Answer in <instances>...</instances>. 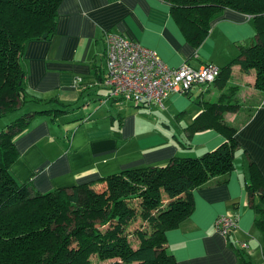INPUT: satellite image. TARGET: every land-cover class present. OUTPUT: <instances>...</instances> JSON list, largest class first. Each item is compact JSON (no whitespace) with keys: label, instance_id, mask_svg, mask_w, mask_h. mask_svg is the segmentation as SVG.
<instances>
[{"label":"crops","instance_id":"crops-1","mask_svg":"<svg viewBox=\"0 0 264 264\" xmlns=\"http://www.w3.org/2000/svg\"><path fill=\"white\" fill-rule=\"evenodd\" d=\"M107 33L155 52L171 68L214 64L221 69L238 57L241 48L256 42L252 18L231 9H224L194 46L163 0H62L53 34L30 41L24 50L28 112L50 113L35 116L13 140L18 159L10 173L18 184L44 194L126 171L162 167L173 159L200 158L226 142L216 129L191 134L209 85L196 86L187 96L169 94L163 108L109 98ZM238 74L245 76L238 97L259 100L254 74L242 72L239 65L231 67L222 89L241 79ZM192 98L196 108L190 106ZM230 98L235 99L232 94ZM130 108L137 111L130 113ZM237 116L241 114H226L224 120L231 123ZM235 126L239 150L230 178L223 185L194 189L192 213L164 234L175 264H242L241 256L251 264L256 245L264 257V242L255 239L256 214L246 192L251 165L264 179V97L251 117ZM221 216L237 219L228 236L216 230ZM243 243L247 250L241 249Z\"/></svg>","mask_w":264,"mask_h":264},{"label":"trees","instance_id":"trees-1","mask_svg":"<svg viewBox=\"0 0 264 264\" xmlns=\"http://www.w3.org/2000/svg\"><path fill=\"white\" fill-rule=\"evenodd\" d=\"M163 1L194 46L224 9L252 18L256 42L241 48L238 57L220 69L217 80L227 79L231 67L239 65L242 72L254 74L258 103L242 109L230 95L222 96L225 104L204 101L191 134L216 129L226 142L200 158L173 159L162 167L126 171L44 194L18 184L10 173L18 159L15 136L35 116L50 113L27 112L0 132V264H175L164 243L165 232L192 213L194 189L223 185L230 178L239 150L237 127L223 115L244 114L246 122L264 97V0ZM61 2L0 0V118L30 102L23 95L24 50L30 41L53 34ZM255 167H249L246 192L264 242V179ZM99 185L104 188L98 192ZM241 260L249 264L243 256Z\"/></svg>","mask_w":264,"mask_h":264},{"label":"built area","instance_id":"built-area-1","mask_svg":"<svg viewBox=\"0 0 264 264\" xmlns=\"http://www.w3.org/2000/svg\"><path fill=\"white\" fill-rule=\"evenodd\" d=\"M106 58L105 83L109 98L136 105L163 108L169 94L188 95L196 86L210 85L220 75V68L206 64L194 69L184 64L177 68L165 65L157 54L119 35L104 37ZM237 219L218 217L216 230L228 236L236 229ZM246 243L241 249L247 250Z\"/></svg>","mask_w":264,"mask_h":264},{"label":"rangeland","instance_id":"rangeland-1","mask_svg":"<svg viewBox=\"0 0 264 264\" xmlns=\"http://www.w3.org/2000/svg\"><path fill=\"white\" fill-rule=\"evenodd\" d=\"M238 76L241 77V79H236L234 82H231L229 84V87L226 90L225 89L224 90L222 89L223 86L221 87V83L224 84L229 77H227V79H225L224 81L217 80L214 83L210 84L209 85L210 86L209 91L203 97L205 99L204 101H208V102H216L217 101V102H219L221 104H225L226 101H225L224 97L232 94L235 97L234 100H231L232 103L233 104H236V105H241L242 106V109H247V108L251 107L252 105H254L255 102H256V100H257V99H254V96H252V97L251 96H246L244 98L238 97L237 91L239 89H244V84L243 83L245 81V79H244L245 76H242V74H238ZM235 84H238V86H235ZM221 95L224 96V97H222ZM209 97H212V99L209 100ZM33 100H37V99H33ZM37 101L39 102L40 100H37ZM189 102H190V106H193V107L196 108L197 100L195 98L189 99ZM25 103H26V101H25ZM28 109L29 108H28V102H27L23 106V108L21 110L17 111L16 113H14V114H11L10 113V114H8V115L0 118V132L2 130H4L5 127L8 124H10V121L19 118L20 115H22L24 113H27L28 112ZM129 110H130V113H135L137 111L136 109H131V108ZM225 115H226V113L223 115V119H224V116ZM131 117H134V116H128L127 118H131ZM243 118H244V114H241V116L234 117V120L231 123H229V122H227V123L229 125L235 126L240 121H242ZM134 119H136V118L134 117ZM177 133L179 135H181V133L179 131ZM103 188H104L103 185L96 186V190L98 192L101 191V190H103ZM256 233L257 234H256L255 239L257 241L258 240L261 241L260 234L258 232H256ZM130 243L132 245V248H135L136 247V244H134L133 241H130ZM253 251H254V254H253L252 258H251V264H264V257H262V255H261L260 247L258 245L254 246Z\"/></svg>","mask_w":264,"mask_h":264},{"label":"water","instance_id":"water-1","mask_svg":"<svg viewBox=\"0 0 264 264\" xmlns=\"http://www.w3.org/2000/svg\"><path fill=\"white\" fill-rule=\"evenodd\" d=\"M43 38H46V35H43Z\"/></svg>","mask_w":264,"mask_h":264},{"label":"clouds","instance_id":"clouds-1","mask_svg":"<svg viewBox=\"0 0 264 264\" xmlns=\"http://www.w3.org/2000/svg\"><path fill=\"white\" fill-rule=\"evenodd\" d=\"M217 80V79H216ZM185 96H187V95H185Z\"/></svg>","mask_w":264,"mask_h":264}]
</instances>
